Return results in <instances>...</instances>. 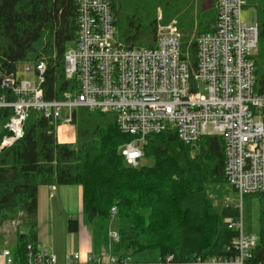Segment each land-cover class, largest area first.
Here are the masks:
<instances>
[{
  "label": "trees",
  "instance_id": "16d2710c",
  "mask_svg": "<svg viewBox=\"0 0 264 264\" xmlns=\"http://www.w3.org/2000/svg\"><path fill=\"white\" fill-rule=\"evenodd\" d=\"M215 1L204 8L203 0H198L194 13V0H112L117 39L128 48H151L160 10L161 24L177 20L181 53H187L194 65L196 46L190 34L195 22L197 35L214 31ZM245 1L256 10L258 46L251 58L256 88L264 92V0ZM77 18L76 0H0V74L15 73L18 64L43 60L44 99L63 100L65 93L77 88L74 79L66 78L64 60L76 41ZM10 115V109H0V142L7 135L4 125ZM59 125L31 110L23 137L0 150V228L19 220L25 229L15 234L11 251L15 261H23L26 245L36 242L37 190L42 185L81 186L84 221L99 219L105 241L113 207L114 217L129 219L136 238L122 242L125 233L118 230L117 253L152 251L158 258L173 255L176 262L232 254L229 249L237 232L228 229L224 219H235L239 209L237 205L214 207L207 194L208 185L226 183L222 137L206 135L192 147L171 130L149 135L142 153L151 165L131 168L118 148L133 137L118 131L114 114L73 110V144L57 142ZM258 195V242L245 264H264V194ZM77 228V221H68L69 232Z\"/></svg>",
  "mask_w": 264,
  "mask_h": 264
},
{
  "label": "built area",
  "instance_id": "2783aa9c",
  "mask_svg": "<svg viewBox=\"0 0 264 264\" xmlns=\"http://www.w3.org/2000/svg\"><path fill=\"white\" fill-rule=\"evenodd\" d=\"M112 0H76L78 31L74 45L65 55V75L77 88L61 101L44 99L43 60L25 64L23 71L33 80H18L15 73L0 74V109L11 115L0 150L10 148L24 135V123L31 110L53 123L71 125L77 108L112 113L118 131L133 139L118 153L125 165L139 168L145 138L164 131L176 132L188 146L203 136H220L224 142L223 175L240 197L264 194V92L256 88L252 56L258 46V25L242 19L245 0H216L215 29L193 37L196 58L191 64L181 53L177 22L157 23L154 45L125 47L117 39ZM191 42V41H190ZM19 65V64H18ZM12 96L13 100L9 99ZM63 109L65 116L62 115ZM116 209H111V216ZM237 236L227 256H195L176 262L166 255L151 263L116 252L121 241L118 231L108 227L104 252L81 259L77 252L63 264H245L258 242V235L245 236L241 215L224 220ZM0 264H58L44 245H26L23 261L12 252L0 251Z\"/></svg>",
  "mask_w": 264,
  "mask_h": 264
},
{
  "label": "crops",
  "instance_id": "0c3cea01",
  "mask_svg": "<svg viewBox=\"0 0 264 264\" xmlns=\"http://www.w3.org/2000/svg\"><path fill=\"white\" fill-rule=\"evenodd\" d=\"M56 138L58 143L73 144L75 142L74 127L69 124L59 125ZM69 220L77 221V231L67 230ZM9 223H5L0 228L1 233ZM93 225L98 226L97 231ZM99 229L100 224L97 219L89 223L84 221L81 186L42 185L38 187L36 240L56 256L58 264H63L66 256L74 252H77L81 259L88 255H101L104 252L105 238ZM3 248L6 247L3 246Z\"/></svg>",
  "mask_w": 264,
  "mask_h": 264
},
{
  "label": "rangeland",
  "instance_id": "374dc122",
  "mask_svg": "<svg viewBox=\"0 0 264 264\" xmlns=\"http://www.w3.org/2000/svg\"><path fill=\"white\" fill-rule=\"evenodd\" d=\"M210 0H203V6L206 8L209 5ZM194 13H196V8L199 5L198 0H194ZM213 8L215 9V2L213 4ZM212 9V7H211ZM249 16V21L254 23L256 20V10L252 5L247 4V6L242 11V19L247 20ZM162 20L161 11H157V21L160 23ZM176 21V19L171 20ZM169 22V23H170ZM167 23V24H169ZM161 24V23H160ZM178 27V25H177ZM196 29V22L194 23V28L192 33L190 34V39L192 41L193 37L197 35L195 32ZM72 47V46H71ZM30 63V62H27ZM37 63V62H32ZM25 64H19L17 66V70L15 72L16 79L18 80H33L32 73H25L23 71ZM66 112L63 109L62 115L65 116ZM195 144L192 146L194 147ZM120 147V146H119ZM151 163V160L149 159H142V164L149 165ZM151 165V164H150ZM226 181V180H225ZM208 192L209 197L212 199L214 207H217L218 205H237L239 209V214L241 215L242 219V231L245 236H251V235H259V195L258 194H248L239 196L233 188L226 182L221 183L218 185H208ZM226 219V218H225ZM224 219V220H225ZM97 222L101 224L100 220L97 219ZM21 224V221H13L7 224V226L4 228L3 234V246L12 251L15 247V234L17 231L19 233H22L25 231L24 227L19 226ZM107 228H111L113 230H122L124 231L125 235L122 237V242H128L129 240L136 238V234L131 230V223L129 219L123 218H117L114 216L110 217L109 222L106 223ZM93 228L95 231H97L98 226L93 225ZM106 228V229H107ZM37 241V240H36ZM121 241V240H120ZM134 260L144 263H151L154 261V259L158 258V255L152 251H143L136 254H133Z\"/></svg>",
  "mask_w": 264,
  "mask_h": 264
}]
</instances>
